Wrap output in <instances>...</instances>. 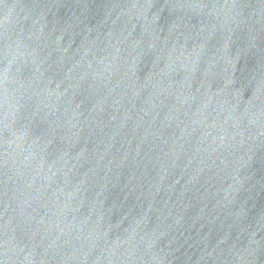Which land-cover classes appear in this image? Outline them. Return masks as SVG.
<instances>
[{
    "label": "water",
    "instance_id": "water-1",
    "mask_svg": "<svg viewBox=\"0 0 264 264\" xmlns=\"http://www.w3.org/2000/svg\"><path fill=\"white\" fill-rule=\"evenodd\" d=\"M0 264H264V0H0Z\"/></svg>",
    "mask_w": 264,
    "mask_h": 264
}]
</instances>
